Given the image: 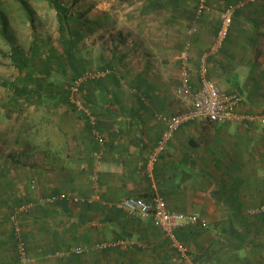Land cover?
I'll return each instance as SVG.
<instances>
[{
    "label": "crops",
    "instance_id": "obj_1",
    "mask_svg": "<svg viewBox=\"0 0 264 264\" xmlns=\"http://www.w3.org/2000/svg\"><path fill=\"white\" fill-rule=\"evenodd\" d=\"M235 1L211 0V5L218 8ZM162 10L166 9L132 6L123 12L122 26L132 30V38L136 31L133 41L121 29L88 46L96 28L89 20L83 25L82 68L110 72L102 80L85 83L80 92L92 108L95 125L71 109L68 101L75 66L81 62L78 56V61H71V16L61 21L54 10L50 22L44 10L38 30L32 33L35 38H27V48L12 47L22 58L19 63L32 68L23 71L25 86L13 90L6 102L20 104L27 115L34 108L38 119L22 134L23 153L0 156V264H18L10 215L28 203L33 206L20 213L19 222L36 258L33 264H264V214L251 213L264 203V123L187 122L153 168L146 166L165 129L159 116L188 108L177 95L181 61L175 70L169 60L175 47L169 37L157 36L175 18L146 19L153 31L144 30L145 18ZM220 13L213 9L199 19L198 32L190 39L195 68L198 55L214 40ZM107 16L96 18L99 30L109 25L111 15ZM37 34H43L41 39ZM38 41L49 44L40 48ZM62 76L65 82L59 81ZM208 76L221 90L243 95L241 113L264 115V2L237 11L223 50L209 60ZM48 81L55 86L47 87ZM30 100L35 103L27 107ZM45 127L54 135L43 136ZM95 131L104 138L103 144ZM60 192L81 200L39 203L41 197ZM129 197H161L171 211L203 216L207 227L176 231L189 258L172 247L152 218H133L119 209ZM64 204L67 212L62 210ZM111 240L128 245L56 256L59 251Z\"/></svg>",
    "mask_w": 264,
    "mask_h": 264
},
{
    "label": "built area",
    "instance_id": "obj_2",
    "mask_svg": "<svg viewBox=\"0 0 264 264\" xmlns=\"http://www.w3.org/2000/svg\"><path fill=\"white\" fill-rule=\"evenodd\" d=\"M264 0H237L227 4L220 13V24L214 40L208 48L203 50L197 57L198 67L191 63L192 42L187 41L184 51L180 56V82L177 88V95L180 96L187 105L183 113L160 115L159 120L164 124L160 138L158 139L149 159L148 169H152L157 163L160 155L165 151L169 142L173 139L179 128L187 123L196 120H206L210 123H264V115L244 114L239 111L244 103L243 95L237 91H223L217 83L209 78V60L218 56L224 48L233 26L237 11L259 5ZM213 11L211 0H198L196 7L197 18H202ZM197 33L196 27H191L187 33L192 38ZM108 70L87 69L83 71L70 85L69 103L77 113L82 114L88 122L95 125L96 117L92 108L80 97L83 85L87 82L102 80L108 76ZM126 86V83L123 82ZM99 143H104V138L95 131ZM99 157L98 153H95ZM97 181V177H94ZM33 189L36 188L34 184ZM97 196H93L96 198ZM80 197H73L67 192H60L56 195L41 197L40 204H54L58 201L79 202ZM33 206V203L16 207L10 215V222L16 240V253L18 264H33L34 258L31 256L27 243L22 237V229L19 222L20 213H26ZM119 209L125 211L133 218H152L154 225L159 228L171 240L172 247L184 257L189 258V249L177 236L176 231L185 226L207 227V221L199 213L185 214L174 212L168 209L166 202L161 197L152 200H145L138 197H129L122 200ZM253 215L264 214V203L253 209ZM127 242L124 240H111L98 242L90 247H73L67 251L56 253L59 258L68 257L71 253L75 255H85L90 252H102L117 248H126Z\"/></svg>",
    "mask_w": 264,
    "mask_h": 264
},
{
    "label": "rangeland",
    "instance_id": "obj_3",
    "mask_svg": "<svg viewBox=\"0 0 264 264\" xmlns=\"http://www.w3.org/2000/svg\"><path fill=\"white\" fill-rule=\"evenodd\" d=\"M56 1H58L63 6H68V8L72 10V12H74L75 18L78 19L80 27L86 24L85 22H88L86 20H89V22L92 23L91 25L96 28L95 30H92L93 34L91 35V40L86 43L88 46L97 43V41L102 38L105 39L106 36H109L110 33L112 35H117L119 30L121 29L126 31V34H129V41L136 40V31L134 30V38H132L129 33L132 32V30L122 26L124 20H121V16L125 15V13L123 12L126 9H129L132 6L134 8L139 9L140 7H144L146 3L145 0ZM123 1H125L126 5L129 7L124 5ZM185 1V4L181 8L171 9L170 11L167 9L162 10L164 11L162 14H155L156 12H153L154 14L151 15L150 18H145V24L143 22V25H145L144 30L148 31V33H152L151 31L153 30L151 28L153 26L151 28L150 26L148 27V20L157 18L161 19L160 17L167 19L169 15H172L173 18H175L173 20V23L167 24V28L163 29V31L159 35L157 34L158 37L164 36V39L169 37V41L174 45L175 48H173L172 53H170L171 59L169 60L172 67L174 66L173 68L175 70L179 69L178 61L180 60V56L184 51L186 42L191 39L187 35L189 29L191 27H196L198 32V27L200 23L199 18H197L196 16V9L195 11H193V8L198 3V0ZM52 2L53 0H0V156H4L5 154L9 153H23L26 148L23 149L24 144H22V142H24V136L22 134L26 131L29 125H33L34 122H36L38 119L36 118L37 114L34 111V108L31 109L33 110L32 112H28V114L30 115H27L25 114L26 108H23L20 104H10L9 101L8 103L6 102L7 100H9V98H11L12 94H14V87H20L24 84L23 80H26L25 78H23V72H21L13 63V57L17 55V50L13 49L12 47L17 48L18 46L22 45L24 46V48H27L29 44L27 43V38H29V36H32V33L34 34L38 30L39 18L43 17L42 12L44 10H46V16L48 15L45 18L49 19V21L51 22L50 15L55 10L52 5ZM226 5L227 4H224L222 5V7L219 6L218 8H213L215 11L221 12ZM106 14H108V16L111 15V20L108 22L109 25H104V27L99 30L100 26L96 24L95 21L98 20L96 18H103L102 20H106L107 18H104L106 17ZM113 18L117 19L114 23L112 22ZM142 20V17L140 19H137L138 22H141ZM153 23L155 24V22ZM37 35L40 38L43 34ZM32 37L35 38L34 35ZM160 39L162 38L160 37ZM43 42L38 41V45L46 49L49 43L46 42L43 45ZM191 42L192 48H194V43L193 41ZM80 54H84L83 49ZM31 68L32 66L28 65L25 70H30ZM58 79H60V77H58ZM65 80H67L66 77L62 76L59 81L65 82ZM66 82L69 86L70 81ZM30 101L31 102L27 105V107H31L35 103L32 102V100ZM46 102L47 104H49V100H47ZM61 104L63 106L66 105L63 103ZM45 124L49 125V122L45 121ZM45 128L46 129L42 132L43 136L54 135V133L50 131V127ZM30 131L34 135L35 130L31 129ZM34 163L36 164L35 161ZM0 164L1 166L3 165V157ZM34 191L32 193H34ZM29 251L31 256L35 258L34 255L31 253L30 248Z\"/></svg>",
    "mask_w": 264,
    "mask_h": 264
},
{
    "label": "trees",
    "instance_id": "obj_4",
    "mask_svg": "<svg viewBox=\"0 0 264 264\" xmlns=\"http://www.w3.org/2000/svg\"><path fill=\"white\" fill-rule=\"evenodd\" d=\"M145 1H146L145 6L151 10L159 9V8H162V9L170 8V10L176 9V8H181L186 2L185 0H145ZM52 5H53L55 11L57 12V15L61 21H63V20L67 21L71 16V18H70L71 19V61L75 62L77 60L76 59L77 56L81 59V62L79 63V65L75 66L76 76L71 79V84H72L73 81L75 80V78H77L83 71L87 70L85 68H82V63H84V62H82V60H84V59H83L82 54H80V52L82 51L81 42L84 40V35L82 33L84 29H83V26L82 27L79 26L78 19L75 18L74 12H72V10H71V14H70V9L66 6H63L62 4H60L56 0H53ZM196 7H197V4L194 6L193 11H195ZM35 45H36V43H35ZM37 46H39V45L37 44ZM21 59L22 58H19V53H18L13 58V60H14L13 63L21 72H23L25 70V68L28 67V64L27 63H24V64L19 63L21 61ZM57 59L58 58H56V61H57ZM48 65H49L48 68L51 69L52 66L50 64H48ZM102 70H104V69H102ZM51 76H52V74L50 72L49 77H51ZM47 83H48L47 87L52 86V85L55 86V84L52 81H48ZM23 86H25V85H23ZM39 86H41V84H39ZM17 89H20V87L15 86L14 90L17 91ZM68 101H69V97H68ZM61 205H63V204H61ZM62 210L67 212V205L66 204H64V207L62 208Z\"/></svg>",
    "mask_w": 264,
    "mask_h": 264
}]
</instances>
